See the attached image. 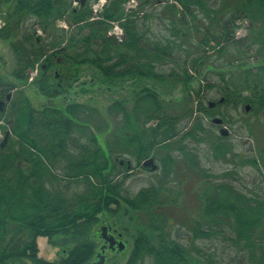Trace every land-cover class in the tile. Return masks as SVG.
I'll return each instance as SVG.
<instances>
[{"label":"trees","instance_id":"obj_1","mask_svg":"<svg viewBox=\"0 0 264 264\" xmlns=\"http://www.w3.org/2000/svg\"><path fill=\"white\" fill-rule=\"evenodd\" d=\"M125 1L107 0L96 12L89 0L78 6L73 0H13L8 7L0 0V9L7 10L0 39L13 51V76L21 82L12 86L2 79L0 85L3 97L18 89L0 108V132L10 130L6 143L0 141V264H90L97 249L91 231L101 216L122 209L132 213L124 229L132 226L134 236L123 264H264V147L260 156L245 160L262 175L250 189L239 178L240 166L211 171L200 159L202 143L219 160L237 161L239 155L231 154L229 135L209 136L211 125L194 116L191 93L192 79L208 66L211 52L231 53L250 93L239 99L230 85L221 93L261 114L256 130L264 140V0H244L233 16L223 12L233 0H140L128 11ZM241 17L263 22L256 37L235 38ZM112 22L123 28L121 37L110 33ZM251 57L255 62L247 65ZM37 66L30 84L47 97L67 93L83 66L95 69L104 85L136 81L140 93L131 107L125 98L112 100L106 115L79 101L35 106L22 86ZM58 66L60 77L51 73ZM229 72L234 79L235 71ZM149 80L169 81L173 89L181 85L183 102L162 97ZM195 91L197 110L209 114L203 87ZM247 125L253 133L255 127ZM161 149L166 154L156 152ZM151 154L161 156L157 169L141 166ZM131 160L153 177L134 194L124 185ZM185 182L192 194L179 205ZM39 236L60 249L58 259L39 256Z\"/></svg>","mask_w":264,"mask_h":264},{"label":"rangeland","instance_id":"obj_2","mask_svg":"<svg viewBox=\"0 0 264 264\" xmlns=\"http://www.w3.org/2000/svg\"><path fill=\"white\" fill-rule=\"evenodd\" d=\"M82 0H73V5L78 6L80 5ZM87 0H85L86 2ZM92 3L94 11H101L107 2V0H89ZM131 0L125 1L123 4L125 11H128L132 8H128L129 6H132V2H129ZM13 0H4V7L11 6L13 4ZM136 3H140V0H136ZM221 2L218 3L217 8L220 9L222 6L220 4ZM236 1L233 0L231 7L229 9L223 10L224 13H228L229 15L233 16L236 7L241 6L244 3V0L239 1L237 4H235ZM178 4V3H177ZM164 6V4H162ZM161 6V7H162ZM179 6V4H178ZM3 7V6H2ZM4 9V12H7L6 8ZM163 8V7H162ZM128 9V10H127ZM180 9V6H179ZM236 29H235V38H245L250 36V38H254L258 34V30L263 26V22L259 19L254 21H250L248 18H237L236 19ZM2 24V21L0 22ZM116 25L121 27L117 22H112V28L111 30H114ZM256 25V28L253 29V26ZM58 26L61 28H64L66 31H70L67 23L64 20H59L58 21ZM253 29V30H252ZM39 33L43 34V32L38 31ZM68 34V33H67ZM196 35L195 33H193ZM196 39L198 37L195 36ZM213 47H216V43H210ZM211 58L210 62H208V66L205 65L200 74H197L193 79H192V89L193 91L192 96L194 99V108L196 110L195 112V117L196 115H200L203 117V120L207 123L210 124L211 126L209 127V136L211 137H217V135H220V127L218 125L213 124V119L215 117H220L223 119V117L228 121L227 123H224L228 129L230 130L229 133V140L231 143V146L233 148V152L231 154H237L239 155L238 157L235 156V159L237 161H233V159L228 160V161H223L216 159L213 157L209 151L211 149L209 148L210 144L208 143H202L203 151L201 150L200 153V159L202 160V163L208 167H210L211 171L220 173L224 171V168L226 167H232L236 165V168L239 166L241 167L240 169V175L239 178L240 180H243L244 183L248 186V188L253 187V182L260 181L262 180V175L260 174L259 170L256 167H253V165H248L245 163V160H248V155H261V149L264 147V140L262 139V135L260 132L256 130V125H258V122L261 121V114H257L256 112H252V106L249 103H246L241 100H225V94L221 93L220 88H223L224 86L229 87L228 85L231 86V89L236 90L235 96H238L240 99V95L242 96H247L250 92L247 89V83L243 81V73L238 65V62L235 61L231 57V53L225 55L224 57H219L217 54L211 52ZM58 58H61V63L63 62V57L60 53H57L56 55ZM230 60H233V62H230ZM255 60L251 57L248 60V64L250 65L251 63L254 64ZM16 59L13 54V51L11 50L10 46L4 42L3 40L0 39V85L1 81L3 79L4 82H8V85H12V83L15 86H21L20 80H17L13 76V71L16 68ZM62 68H64V64L62 63ZM57 69H59V66L56 68L51 69V73L54 75L56 74ZM235 71L234 76H232L234 79L231 78L230 74L231 72L229 71ZM95 69L90 68L88 66H83L82 69V74L81 78L78 79L72 88L67 92V93H55L52 97H47L43 93H41L37 88L32 86L30 82H32L33 78L36 77L37 74H39V67L34 69V71L31 73L29 82L25 86H22V89L26 92L28 97L31 99L32 103L35 106H41L45 103H52V102H58L62 101L64 103H69L71 101H79V102H85L89 103L92 106H95L101 110L103 114H107L106 108L108 107L109 103L112 100H122L125 98L127 103L130 105V107L134 103V96L139 92V89L141 86L135 85L136 81H132L131 79H125L118 83L117 85L113 86H108L100 83L98 81V78H95L96 75H94ZM225 71V77L226 79L221 78V74ZM58 72V71H57ZM59 73H61V70L59 69ZM224 75V74H223ZM149 86H154L157 88L160 92L162 93V97H167L170 102H173L174 100L176 102H183L184 97L186 96V93L183 91V88L181 85L177 86L175 89H173V86L171 85L172 83L169 81L163 82H158L154 80H149L146 82ZM207 83H213L215 86L211 88H207ZM12 85V86H14ZM158 85V86H157ZM203 87V100L202 104L208 106L209 101H215L218 102L214 107H211V112L209 114L205 112H200L197 110L198 105L200 104L199 102V97L196 93V89L198 90L199 87ZM1 87V86H0ZM244 88V89H243ZM173 89L169 94H167L168 91ZM18 89H12L13 93H15ZM140 93V92H139ZM233 96V92H230ZM223 97V100L220 101V99ZM0 99H5L4 97L0 96ZM5 105H8L6 102ZM4 105V106H5ZM246 105H249V110L246 109ZM6 108V107H5ZM100 117L97 115L96 120H98ZM247 122L251 123V126L255 127L254 132H250V127L247 125ZM114 124V123H113ZM7 129H4L2 132H0V141L3 140L4 138V132ZM105 135L100 136V142L102 145H105ZM200 146V145H199ZM209 149V151H208ZM157 153H161L162 155L166 154L165 149L161 150H156ZM207 153L208 156H207ZM212 153V152H211ZM153 156V154L149 155V157ZM155 156V155H154ZM155 162L157 163V168L159 165H161V156H155ZM229 159L231 157H228ZM123 159V158H122ZM121 160V159H119ZM128 160L126 157L125 160L123 161V166L122 169H125V161ZM132 167L133 169L131 171V176L127 179L125 182V187L130 191L131 194H134L138 192V190L141 187L147 186L149 184V179L152 177L151 173L149 172L148 169H143L141 167H136L135 163L131 160ZM142 166V163H141ZM150 167V166H149ZM156 168V169H157ZM179 169V167H178ZM223 169V170H222ZM129 172V171H128ZM129 174V175H130ZM153 178V177H152ZM176 179V174L169 178V180H174ZM189 183V182H188ZM184 191L180 194L178 198V204L180 205L184 201V197H189V194H192L190 192V188L188 189L187 186L188 184L185 182L184 184ZM182 185V186H183ZM235 186H238V182L235 184ZM246 186V188H247ZM261 188L259 189L260 192H264V184L260 186ZM182 205V204H181ZM124 207V204L122 205ZM126 207V206H125ZM178 209V208H177ZM176 209V210H177ZM175 210V209H174ZM131 211V210H130ZM176 212V211H175ZM132 213L130 212L129 214H126V209L125 211H117V214L111 215V214H105L101 216L99 222L96 224L94 229L91 231V236L89 238L92 241H95V244L97 245V249L93 258V261L90 264H95L96 261L98 260L97 254L102 251V247H105V264H123L126 262L128 259L131 249L133 246V241H134V236L133 235V228L132 226L129 225L128 227V232L125 231V227L128 226L129 224V219L130 215ZM117 224V225H116ZM107 226L108 229L116 233H121V239L126 243V247L124 250H119L118 247L112 249L108 247L107 241L102 236V227ZM108 230V232H109ZM124 232V234H123ZM127 232V233H126ZM90 233V231H89ZM93 233V234H92ZM110 234V233H109ZM38 245H39V256L49 259V260H55L58 259V248L54 247L52 244L49 243V240L46 236H39L38 237ZM24 264H34L31 260L25 259Z\"/></svg>","mask_w":264,"mask_h":264},{"label":"water","instance_id":"obj_3","mask_svg":"<svg viewBox=\"0 0 264 264\" xmlns=\"http://www.w3.org/2000/svg\"><path fill=\"white\" fill-rule=\"evenodd\" d=\"M58 62H60V60H58ZM8 98H11V93L8 94ZM223 99H221L220 101H222ZM2 100H0V103L2 104ZM215 102L211 101L210 102V107L214 106ZM246 109L249 110V105L246 106ZM213 123L214 124H222L223 123V119L220 118V117H215L213 119ZM230 132V130L228 129L227 126L225 125H222L220 127V133L222 135H228ZM10 134V131L7 130L5 132V138L3 140V143L2 144H5L6 141H7V138ZM123 161V160H122ZM143 165L144 166H151L152 169H156L157 168V164L155 163L154 161V158L153 157H149L147 158L146 160H144L143 162ZM128 167L131 168V163L129 162L128 163ZM108 227L107 226H103L102 227V236L103 238L105 239V241H107L108 243V246L112 249L116 248L115 246L117 245L118 249L119 250H124V248L126 247V243L123 241V240H117L116 237L113 235V234H108ZM104 251H105V247L103 246L102 247V251L98 253V261H97V264H105V254H104Z\"/></svg>","mask_w":264,"mask_h":264},{"label":"flooded vegetation","instance_id":"obj_4","mask_svg":"<svg viewBox=\"0 0 264 264\" xmlns=\"http://www.w3.org/2000/svg\"><path fill=\"white\" fill-rule=\"evenodd\" d=\"M81 2L84 3L85 0H82ZM5 14H6V12H4V9H3V10L0 9V22L2 21V24H0V29H2L3 27H5L6 24H7V21L5 20ZM59 60H60V58H59ZM57 71H58V72H57ZM57 71H56V75L60 77L59 69H57ZM9 93L12 94L13 91L10 90L9 92L5 93V96H4L5 99L3 100L4 102H2V104L0 103V107H1V108H3L4 105H5V103L10 99V98H8V94H9ZM2 97H3V96H2ZM210 102H211V101H209V103H210ZM217 103H218V102H216V103L214 104V106H215ZM214 106H212V107H214ZM121 163H123V162L121 161ZM109 233H110V234H113V235L116 237L117 240H121V235H120L121 233H119V232L116 233V231L113 232V231L111 230V228H110L108 234H109ZM116 246H117V245H116ZM56 248H58V247H56ZM57 251H58V254H57V255H58V258H59V256H60V252H59L60 249L58 248Z\"/></svg>","mask_w":264,"mask_h":264},{"label":"built area","instance_id":"obj_5","mask_svg":"<svg viewBox=\"0 0 264 264\" xmlns=\"http://www.w3.org/2000/svg\"><path fill=\"white\" fill-rule=\"evenodd\" d=\"M100 2H102L103 4V0H101ZM129 2H132V6H129L128 8H134L137 6L136 0H131ZM128 10V9H127ZM114 34H116L118 37H121L123 30L121 27H119L118 25H116L115 29L112 31Z\"/></svg>","mask_w":264,"mask_h":264}]
</instances>
